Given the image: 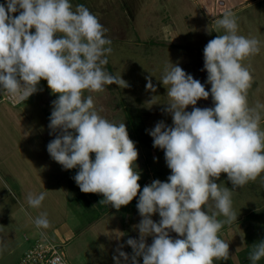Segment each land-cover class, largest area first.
I'll use <instances>...</instances> for the list:
<instances>
[{
  "label": "clouds",
  "instance_id": "obj_1",
  "mask_svg": "<svg viewBox=\"0 0 264 264\" xmlns=\"http://www.w3.org/2000/svg\"><path fill=\"white\" fill-rule=\"evenodd\" d=\"M70 0H6L0 4V90L11 99L26 101L47 81L52 101L47 145L51 158L64 170L78 168L73 177L83 193L102 194L100 203L119 210L139 194L137 209L142 217L135 227L139 239L126 243L132 255H113L115 264H214L229 259V243L218 235L224 224L237 220L232 208V190L242 188L264 173V130L260 128L259 103L249 107L248 90L253 76L242 61L260 52L255 38L238 35L235 14L226 11L217 20L224 34L211 39L203 50L207 83L186 73L179 65L166 66L159 80L167 86L169 103L163 112L172 125L158 122L149 131L153 147L164 150L171 170L167 182L159 179L145 185L136 161L138 150L129 138L125 123L115 124L98 114L91 95L105 85L129 87L121 77L107 72V55L112 41L105 28L83 4ZM19 13L18 15H14ZM35 30L34 32L32 30ZM146 90L155 93L151 76ZM214 107H195L209 95ZM193 106L192 111H186ZM95 154L92 159L91 154ZM155 159V158H154ZM227 174L232 188L216 181ZM46 194H28L27 202L39 208ZM215 202L216 212L206 210ZM158 213L160 220L152 219ZM226 217L221 221L218 215ZM48 228L47 214L35 221ZM174 232L180 238L173 239ZM151 236V245L146 238ZM264 257V240L249 253L252 264Z\"/></svg>",
  "mask_w": 264,
  "mask_h": 264
},
{
  "label": "rangeland",
  "instance_id": "obj_2",
  "mask_svg": "<svg viewBox=\"0 0 264 264\" xmlns=\"http://www.w3.org/2000/svg\"><path fill=\"white\" fill-rule=\"evenodd\" d=\"M70 2L73 10L76 5H85L104 26L106 38L112 41L111 45H106L112 51L107 55L108 65L103 67L107 72L121 76L129 87L122 89L115 84L105 85L102 92L86 91L84 94L86 97L92 96L100 116L115 124L125 123L127 130H134V140L147 160V170L142 174L145 179L143 187L157 179L167 182L171 175L164 150L153 147V138L149 135L158 122L164 121L169 126L173 123L172 116L162 111L164 104L170 102L167 86L159 81L164 69L179 65L210 92L207 72L201 70L204 68L203 50L211 39L224 34L223 29H218L217 20L226 11L235 14L238 35L260 42V52L242 61V65L253 76V85L248 90L249 107H255L258 103L264 105V0ZM5 3L6 0H0V4ZM168 41L170 44L164 45ZM148 76H151L157 88L155 93L146 90L145 77ZM46 83L45 80L40 81V84ZM0 92L3 93V90ZM41 99L42 93H35L20 103L14 99L0 101V264L15 263L17 256L29 248L31 243L24 240V233L28 232L33 238L42 235L39 232L45 229L37 228L34 223L42 213L47 214L50 229L68 217L69 222L76 220L75 233H82L83 247L77 252H70V248L65 247L64 256L70 264H115L113 255H118L116 249L119 245H124L121 250L131 256L132 248L126 241L129 238L139 239L140 234L135 227L142 219L139 214H131L127 226L122 225L118 212L92 224L90 218L77 217L76 213L68 215L69 197L84 195L72 179L79 169L64 170L48 153L50 120L40 104ZM192 107L188 106L186 111H192ZM195 107H214L211 94L207 100H199ZM260 113V128L264 130V108L260 109ZM224 174L216 182L221 188L231 189L233 186ZM252 183L260 185L254 189ZM263 190L262 174L242 188L232 190V208L237 218L264 205ZM30 193L46 194L39 208L28 205L27 196ZM91 207L93 211L90 216L95 220L97 210ZM206 210L209 214L218 211L211 200ZM72 217L77 219L72 221ZM152 219L159 222V214H154ZM217 219L223 221L226 217L221 214ZM230 226L232 223L224 224L218 235L228 231ZM233 226L236 236L243 242L242 227L238 224ZM170 236L180 238L174 232ZM152 242L151 236L146 238L148 245ZM233 258L236 260L234 255ZM137 259L139 264H143L142 257ZM121 261L124 264L123 258ZM127 264H131V261Z\"/></svg>",
  "mask_w": 264,
  "mask_h": 264
},
{
  "label": "trees",
  "instance_id": "obj_3",
  "mask_svg": "<svg viewBox=\"0 0 264 264\" xmlns=\"http://www.w3.org/2000/svg\"><path fill=\"white\" fill-rule=\"evenodd\" d=\"M168 43L170 44V42L168 41L164 45H167ZM38 87L41 90L38 91L37 93H42V99L40 100V104L42 105L43 110L48 115V117H50L52 111V101H54L58 97L57 95L51 93V90L48 88L47 83L39 84ZM3 93L0 92V98L3 96ZM84 97L87 98L86 94H84ZM133 131H134L133 129H129L128 133H129V138L135 142ZM53 139H55V135L50 136V141ZM135 144L138 150V159L136 161L137 170L139 171L141 176V179L138 181V183L140 184L142 191L143 183L145 181V179L142 177V174L147 170V160L145 156L142 154V151L140 150L138 143L135 142ZM91 157L92 159H94L95 154L94 153L91 154ZM224 175L227 176V174ZM262 179H264V173H262ZM251 185L252 188L257 189L260 183H255V184L252 183ZM83 194L84 196L87 197L89 204L91 206H94L97 210V216L95 217V220H93V222L102 220L111 213L118 212L122 225L127 226L128 217L131 214H139L137 209L139 194L127 206H122L119 210L115 209L114 207H111L108 204L100 203V201L103 199L102 194H94V193H87V194L83 193ZM234 224H238L242 227L244 231L243 242H240L239 238L236 236L235 231L233 230ZM220 236L221 239L229 243V248L231 249L232 252H234V254H232L229 250L230 256L228 260L226 261L216 260L214 261V264H252V262L249 260V253L252 251V247L255 243H259V241L264 240V205L252 209L248 211L246 214H243L240 217H238L237 220L232 222V226H230V229ZM33 239H34L33 241L34 243L38 238H33ZM33 243L29 247H31ZM233 255L235 256L237 261L233 258ZM256 264H264V257H262L261 260L257 261Z\"/></svg>",
  "mask_w": 264,
  "mask_h": 264
},
{
  "label": "crops",
  "instance_id": "obj_4",
  "mask_svg": "<svg viewBox=\"0 0 264 264\" xmlns=\"http://www.w3.org/2000/svg\"><path fill=\"white\" fill-rule=\"evenodd\" d=\"M74 170H75V168H74ZM68 202L70 203L69 204L70 208H69V211H68V215L76 213L75 215L77 217H81L82 216L84 218H90L91 219V224L94 223V222H92L93 220H92V217L90 216L92 211H93L92 207H91V205L89 204L88 200L86 199V197L84 195H82V197L71 196V197H69ZM68 218H66L65 221L61 222L59 225L54 226L52 229H50V228L45 229V230L41 229V231L39 233H41L44 236H47L55 244L60 245L62 251L66 247V248H70V252H74V251L77 252L79 248L83 247V241H81L82 240L81 239L82 233L80 235H77L75 233L76 232V220L75 219H77V218L75 217V219H74L72 217V221L75 220L73 222H69ZM78 220H79V218H78ZM28 234H29L28 232L24 233V240L26 242L28 241V242H30L32 244L34 239H33V237H31ZM41 236H40V238H41ZM74 239H76V241H74ZM77 240L81 241V242H77ZM9 248L11 249V247H9ZM24 252H22L20 255L17 256V260L13 264H20V260H21V257H22ZM63 253H65V252H63ZM68 263L70 264V262H68Z\"/></svg>",
  "mask_w": 264,
  "mask_h": 264
},
{
  "label": "built area",
  "instance_id": "obj_5",
  "mask_svg": "<svg viewBox=\"0 0 264 264\" xmlns=\"http://www.w3.org/2000/svg\"><path fill=\"white\" fill-rule=\"evenodd\" d=\"M11 100V98L3 93L0 101ZM22 101H18L20 103ZM17 103V104H18ZM20 264H69L64 256L61 246L55 244L47 236L42 235L41 238L33 243L21 257Z\"/></svg>",
  "mask_w": 264,
  "mask_h": 264
}]
</instances>
